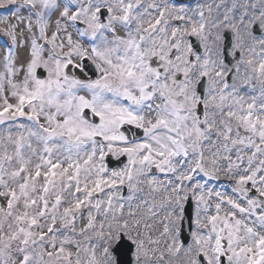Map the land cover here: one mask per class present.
Masks as SVG:
<instances>
[{"label": "snow or ice", "instance_id": "6c2138e0", "mask_svg": "<svg viewBox=\"0 0 264 264\" xmlns=\"http://www.w3.org/2000/svg\"><path fill=\"white\" fill-rule=\"evenodd\" d=\"M0 264H264V0H0Z\"/></svg>", "mask_w": 264, "mask_h": 264}]
</instances>
